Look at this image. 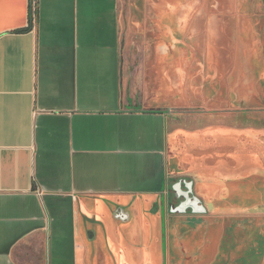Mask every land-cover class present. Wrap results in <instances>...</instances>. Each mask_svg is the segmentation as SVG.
I'll use <instances>...</instances> for the list:
<instances>
[{"label":"crops","instance_id":"crops-1","mask_svg":"<svg viewBox=\"0 0 264 264\" xmlns=\"http://www.w3.org/2000/svg\"><path fill=\"white\" fill-rule=\"evenodd\" d=\"M0 264H264L263 0H0Z\"/></svg>","mask_w":264,"mask_h":264},{"label":"water","instance_id":"water-1","mask_svg":"<svg viewBox=\"0 0 264 264\" xmlns=\"http://www.w3.org/2000/svg\"><path fill=\"white\" fill-rule=\"evenodd\" d=\"M171 190L174 192V197L176 198V200H178L179 198H182L184 199V202L187 201L186 203L180 202L179 208L173 213L185 214L188 210H190L191 214L206 213V209L203 207L202 202L194 194L192 181H188L187 183L177 181L171 187ZM190 200H192L193 203L189 202ZM127 219L128 218L126 217L124 220H127Z\"/></svg>","mask_w":264,"mask_h":264},{"label":"rangeland","instance_id":"rangeland-1","mask_svg":"<svg viewBox=\"0 0 264 264\" xmlns=\"http://www.w3.org/2000/svg\"><path fill=\"white\" fill-rule=\"evenodd\" d=\"M162 16H164L163 15V13H162ZM184 28V27H183ZM180 30H178V32H179ZM160 35H161V43L162 44H164V43H167L166 41H167V28L166 27H164V26H161V32H160ZM194 44H195V42H193ZM195 48V47H194ZM198 54H200V53H194L193 54V58H192V60L193 59H196V56L198 55ZM189 55V54H188ZM200 59L202 60V58H201V54H200ZM168 58V57H167ZM164 59L163 61H162V65H164L163 66V69H162V72H163V70L166 68V70H167V68H168V65H167V60L169 59ZM170 58L172 59L173 58V56L171 55L170 56ZM174 60H176V63H177V66L179 65V64H182L183 63V61H184V56L181 54V55H177L176 57H175V59ZM184 65V64H183ZM173 66V64H171V67ZM173 68V67H172ZM172 70V69H171ZM168 71V70H167ZM162 80V82H165L163 79H161ZM165 90L163 89V86H162V89H161V97H162V101H164V103H167L168 102V100H167V97H165ZM163 98H165V99H163ZM242 155H243V153H242ZM257 165H260L259 163L257 164ZM251 175L252 176H258V175H260V174H258V172H252L251 173ZM173 185L171 184V187H172Z\"/></svg>","mask_w":264,"mask_h":264},{"label":"flooded vegetation","instance_id":"flooded-vegetation-1","mask_svg":"<svg viewBox=\"0 0 264 264\" xmlns=\"http://www.w3.org/2000/svg\"><path fill=\"white\" fill-rule=\"evenodd\" d=\"M177 181H181V182H185V183H187L188 181H187V179H184V178H180V179H178ZM176 181V182H177ZM175 182V183H176ZM174 183V184H175ZM173 184V185H174ZM173 192V191H172ZM169 201V212H174V211H176L178 208H179V203L180 202H184V199H182V198H179L178 200H176V198L174 197V192H173V196L170 198V200H168ZM187 202V201H186ZM186 202H184V203H186ZM189 202H191V203H193L192 202V200H190ZM187 212H190V210H188ZM113 215H114V217L115 218H117L119 221H123L126 217L129 219L130 218V215H129V213H127V212H124L122 209L120 210V209H115V211H114V213H113Z\"/></svg>","mask_w":264,"mask_h":264},{"label":"built area","instance_id":"built-area-1","mask_svg":"<svg viewBox=\"0 0 264 264\" xmlns=\"http://www.w3.org/2000/svg\"><path fill=\"white\" fill-rule=\"evenodd\" d=\"M37 12V0H30V17L35 19Z\"/></svg>","mask_w":264,"mask_h":264}]
</instances>
